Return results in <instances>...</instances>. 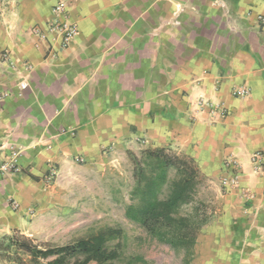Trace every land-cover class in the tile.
I'll list each match as a JSON object with an SVG mask.
<instances>
[{"label":"crops","instance_id":"crops-1","mask_svg":"<svg viewBox=\"0 0 264 264\" xmlns=\"http://www.w3.org/2000/svg\"><path fill=\"white\" fill-rule=\"evenodd\" d=\"M57 1L0 0V162L20 150L23 169L0 177V237L21 229L52 170L143 143L191 155L216 192L193 264H264V173L250 160L264 151V0H72L79 33L65 48L35 32ZM200 97L229 113L212 119ZM228 157L243 173L225 190Z\"/></svg>","mask_w":264,"mask_h":264},{"label":"trees","instance_id":"trees-1","mask_svg":"<svg viewBox=\"0 0 264 264\" xmlns=\"http://www.w3.org/2000/svg\"><path fill=\"white\" fill-rule=\"evenodd\" d=\"M134 183L126 218L146 235L183 253L191 264L202 229L215 209L206 195L209 178L189 154L171 146L130 151ZM3 264H157L131 250L120 225H105L65 243L39 242L21 229L0 237Z\"/></svg>","mask_w":264,"mask_h":264},{"label":"rangeland","instance_id":"rangeland-1","mask_svg":"<svg viewBox=\"0 0 264 264\" xmlns=\"http://www.w3.org/2000/svg\"><path fill=\"white\" fill-rule=\"evenodd\" d=\"M144 145L114 151L109 157L116 160L102 167L81 162L51 182L47 178L48 188H42L38 202L25 215H19L21 230L39 242L65 243L101 226L120 225L128 235L131 250L142 253L157 264H184L182 252L149 238L125 216L134 183L129 153L139 154ZM211 186L209 182L206 195L216 209L219 200ZM3 228L0 226V233ZM0 264L3 263L0 261Z\"/></svg>","mask_w":264,"mask_h":264},{"label":"built area","instance_id":"built-area-1","mask_svg":"<svg viewBox=\"0 0 264 264\" xmlns=\"http://www.w3.org/2000/svg\"><path fill=\"white\" fill-rule=\"evenodd\" d=\"M69 1L59 0L52 8V18L47 23V30L35 29V32L42 38H46L48 33L56 34L60 37L61 46L68 47L79 33V25L70 18ZM7 60L9 59L7 55ZM30 67V65H27ZM232 94L235 97H246L250 94V88L246 86H234ZM8 93L0 94V101L6 97ZM198 111L207 110L212 119L217 116H225L229 113L227 107L219 102L200 97L197 100ZM20 150L13 149L8 154L5 161L0 162V177H7L22 172L19 162ZM83 161V159H79ZM251 164L256 172L264 173V151H256L251 155ZM225 171L220 176L219 182L223 189L228 190L239 185L243 173V166L239 160L234 157H228L224 163ZM57 176L56 170H52L48 176L51 182ZM250 197V193L245 192Z\"/></svg>","mask_w":264,"mask_h":264}]
</instances>
